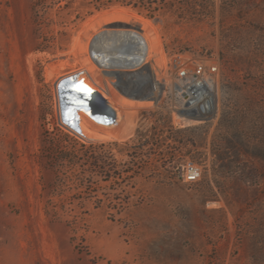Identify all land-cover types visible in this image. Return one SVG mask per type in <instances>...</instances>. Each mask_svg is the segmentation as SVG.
Instances as JSON below:
<instances>
[{
  "label": "rangeland",
  "instance_id": "374dc122",
  "mask_svg": "<svg viewBox=\"0 0 264 264\" xmlns=\"http://www.w3.org/2000/svg\"><path fill=\"white\" fill-rule=\"evenodd\" d=\"M66 3L0 0V264H264V0ZM129 29L161 41L160 103L93 60L110 40L111 68L133 71ZM195 61L219 66L199 123L178 96ZM81 81L108 90L117 122L75 107Z\"/></svg>",
  "mask_w": 264,
  "mask_h": 264
},
{
  "label": "built area",
  "instance_id": "2783aa9c",
  "mask_svg": "<svg viewBox=\"0 0 264 264\" xmlns=\"http://www.w3.org/2000/svg\"><path fill=\"white\" fill-rule=\"evenodd\" d=\"M127 33V32H126ZM124 34V33H123ZM128 34V33H127ZM126 34V37L129 36ZM136 37H140L142 42H135L136 40L134 38ZM138 43V44H137ZM132 48V47H131ZM140 54V55H139ZM93 60L96 64H101L103 65V63H101L100 61H98L97 59V54L94 51L93 53ZM174 57H181L180 54H175ZM135 59V61H134ZM133 61L135 63H133V73H137L138 75L140 74V76H142V78L140 79V81L134 82L133 84L136 83V85H133V100L134 101H139V102H154V103H160L163 99H159L157 93H159L160 88H165V86H167V84H163L162 80L160 79V71H164L162 69V67L155 61L152 59H149V46L147 41L142 37V33L141 32H137V31H133ZM104 66V65H103ZM150 68V73L147 72V70ZM180 70V74L183 73V70H185V67H178ZM86 71V70H85ZM85 71L79 72L78 74H74V75H67L65 76V78L63 79L66 80L68 78L71 77H77L79 75H83L86 76L88 78V74H86ZM143 71V72H141ZM219 72V66L216 63H204L201 61H195L192 63V65H189L188 67V72H184L186 79L183 77V82H185L184 80H187L185 83L187 85H184L183 87H181L179 90V95L181 98L184 99V106H186L187 104H189L188 106L190 107V109H188L189 113L193 114L196 116V119H190V122H205V119H201L200 116L202 115L201 113V108L197 107V103H195V101H199L200 99L204 100V99H210L212 97V95H210V93H212L211 91V87H209L212 82L214 81V76L218 75ZM147 76H149V80H147ZM115 78V77H114ZM61 81L60 84L63 82ZM117 81V80H116ZM82 82V81H81ZM91 82V81H90ZM142 82V83H141ZM152 85L151 87H153L154 91H150L151 88H147L146 83H149ZM82 83L85 84V82L83 81ZM95 84L89 85V87L99 91L105 98L107 103L112 107V110L106 115H113V120L111 122H109L108 120L106 121H100V123H105V124H112L115 123L119 120V111L118 108L116 106H113V104H111L110 100H109V96H107L108 94V90L102 86L99 85V83L94 82ZM153 83H156L155 85ZM139 84V85H138ZM60 86L58 87V109L60 111V106L61 109L63 107V95L61 94V90L59 89ZM206 89H209L208 92L204 93ZM157 90V91H156ZM166 92H163V94H165ZM150 94H155V95H150ZM179 110L180 108L175 107L174 108V113L175 114H179ZM203 110V109H202ZM63 120L64 116L62 115V113L60 112ZM109 122V123H108ZM180 126L184 127L187 124H191L189 122L186 123V121H182L180 119V121L178 122ZM72 128V127H71ZM74 129V128H72ZM75 130V129H74ZM76 131V130H75ZM201 177V173L199 171V169L195 166V165H189L186 173H185V179L188 181H196L198 179H200Z\"/></svg>",
  "mask_w": 264,
  "mask_h": 264
},
{
  "label": "bare ground",
  "instance_id": "6f19581e",
  "mask_svg": "<svg viewBox=\"0 0 264 264\" xmlns=\"http://www.w3.org/2000/svg\"><path fill=\"white\" fill-rule=\"evenodd\" d=\"M120 31H121V33H120ZM120 31L118 32L117 36H120L121 34H123L124 31L128 33L127 35H129V36H127V37H129V39L126 38L127 44H126V42L123 41L124 44H126L125 47H128V48L129 47H132L133 48V30L129 29V30H124V31L123 30H120ZM122 31H123V33H122ZM111 34H112V32H111ZM103 37L104 36H102V38ZM142 37L146 41L149 40V41H147V43L149 42L148 43V46H149V59H151V56H152L153 52L157 51V49L159 47H161V41H160V39H159L158 36H155V37H153L151 39H148V37L145 34L142 33ZM99 38H101V36H99ZM134 39L136 40L135 42H142V40H141L140 37H136ZM129 40H130V42H128ZM102 42H104V39H103ZM94 46H95V49H96L95 52L97 54L98 61H100L101 63H103V65L107 69L113 70V71L110 72L111 75H113L114 77H116L119 80V83L121 84V86L123 87V89L125 90V92L128 95H130L131 97H133V91H134L133 90V81L138 83L140 81V79L142 78V76H140V74L138 75L137 73H133V71H130V70L113 69V68H111L112 66L109 65V59L111 60V58H113V55L115 57V55H117L116 54V52H117L116 50L119 49V48H117L116 45H114V42L113 41H110L109 40V42H107V44H105V46L103 48L100 47V43L99 42H95L94 43ZM120 47H122V46H120ZM128 52L131 53L130 50H128ZM131 54H133V53H131ZM124 60H125V57H124ZM141 72H143V71H141ZM146 79L149 80V76H147ZM153 84L155 85L156 83H153ZM87 86H89V85H87L86 83L84 84L82 82H76V83L70 85L67 88V93L69 94V97L72 99L73 104L75 105V107L78 110H80V111H82L84 113L90 114L93 117H96L95 109L92 108L89 104H87L86 99L83 97V92L85 91V89H86ZM210 95H212V93H210ZM112 119H113V115H111V114L108 115V116H105V118H104L105 121L106 120L110 121Z\"/></svg>",
  "mask_w": 264,
  "mask_h": 264
},
{
  "label": "trees",
  "instance_id": "16d2710c",
  "mask_svg": "<svg viewBox=\"0 0 264 264\" xmlns=\"http://www.w3.org/2000/svg\"><path fill=\"white\" fill-rule=\"evenodd\" d=\"M48 1L49 0H35L36 2L35 6L42 7V8H44L45 6L48 7L47 5ZM62 1L63 0H52L54 5H59ZM65 1L67 2L65 5L66 7L73 6L74 3H76L77 1H81L83 6L90 7V8L94 7L97 11H100L102 9L109 8L116 3H122L124 5L130 6V5H133V2L135 0H65ZM139 2L141 3V5L145 7L148 4L149 9L152 13H155V14H157L158 12L161 13L163 10V8L160 7V5H158L157 7L152 6L154 3L158 4V0H139ZM137 4L138 3H135L134 6H138ZM90 158L92 159V162L95 164V166H99L102 162L101 156H99L98 154L94 152H91Z\"/></svg>",
  "mask_w": 264,
  "mask_h": 264
},
{
  "label": "water",
  "instance_id": "95a60500",
  "mask_svg": "<svg viewBox=\"0 0 264 264\" xmlns=\"http://www.w3.org/2000/svg\"><path fill=\"white\" fill-rule=\"evenodd\" d=\"M83 97L87 104L95 109L96 118L104 121L105 116L112 110V107L107 103L106 98L97 90L87 86L83 92Z\"/></svg>",
  "mask_w": 264,
  "mask_h": 264
}]
</instances>
